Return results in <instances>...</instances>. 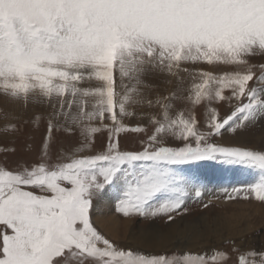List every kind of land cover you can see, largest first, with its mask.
Listing matches in <instances>:
<instances>
[{"label": "snow or ice", "instance_id": "6c2138e0", "mask_svg": "<svg viewBox=\"0 0 264 264\" xmlns=\"http://www.w3.org/2000/svg\"><path fill=\"white\" fill-rule=\"evenodd\" d=\"M258 56L264 0H0V95L25 105L39 97L51 109L41 159L0 166V264H227L215 248L153 255L120 245L92 211L111 193L116 213L147 222L155 242L157 220L176 224L204 196L194 169L206 161L252 170L250 182L219 191L264 203V148L217 142L264 120V63L250 62ZM181 100L187 114L174 111ZM223 102L232 110L220 117L213 105ZM77 130L83 141L53 161V132ZM105 132V147L92 151ZM127 133L144 134L138 147H121ZM238 260L264 264V250Z\"/></svg>", "mask_w": 264, "mask_h": 264}, {"label": "rangeland", "instance_id": "374dc122", "mask_svg": "<svg viewBox=\"0 0 264 264\" xmlns=\"http://www.w3.org/2000/svg\"><path fill=\"white\" fill-rule=\"evenodd\" d=\"M250 62L259 65L264 63V57H255ZM197 67L205 71H212L217 75L234 70L227 65L201 64ZM192 83L191 76L184 74L182 88L187 90ZM175 104L176 109L174 111L185 110L186 114L191 107L183 100L176 101ZM213 107L218 109L220 117L230 114L232 110L228 102L214 104ZM50 111L51 109L46 103L40 102L39 97H32L25 105L22 101L15 102L0 95V166L16 169L24 165H31L41 159L47 116ZM195 114L203 125L207 118V109L204 106H199L195 109ZM37 116L42 118L38 124L35 122ZM11 125L15 126L14 130L10 127ZM149 131H151V127H149ZM143 135L142 133L121 134V147L124 149L138 147L139 138ZM82 141L83 137L80 136L78 130L72 135L64 131H54L49 146V154L52 160L55 161L62 154L72 151ZM217 142L231 146L262 149L264 148V120L247 130H240L236 134L225 133L223 137L217 138ZM106 143L107 133L98 134L95 137L92 151H101ZM220 193L217 192L218 197L225 198ZM100 198L101 196H98L94 200L93 221L96 213L95 207ZM205 203H208V200L203 198L198 201L190 199L188 201V214L178 218L176 224L168 225L163 220H157L152 227L159 231L160 238L153 242V246L150 245L149 247L144 231L147 222L143 220H126L115 211L120 219L116 238L105 234L96 224L95 226L116 243L129 245L146 254L153 255H171L188 250L210 254L211 250L215 248L227 251L229 256L227 264H239L238 258L241 254L250 250H264V203L255 199L245 200L239 197L229 200L228 203L212 201L207 209L203 207ZM170 230L174 231L173 238L169 242L163 243L162 234L167 235L171 232Z\"/></svg>", "mask_w": 264, "mask_h": 264}, {"label": "bare ground", "instance_id": "6f19581e", "mask_svg": "<svg viewBox=\"0 0 264 264\" xmlns=\"http://www.w3.org/2000/svg\"><path fill=\"white\" fill-rule=\"evenodd\" d=\"M194 171L197 173V175L200 176L201 182L206 186L207 189L202 198L208 201L212 200L218 203H228L229 201L226 198L218 197L217 192H220L219 189L223 187H228L229 189L233 186L239 187L245 183L250 182L255 175L252 170L245 169L240 166L220 165L212 161L202 162L201 166L199 168L194 169ZM95 210V224L100 227V229H102L105 234L116 238L118 222L120 221V219L115 213V204L112 194L106 193L101 196L100 201L95 207ZM170 231L171 232L167 233V235L162 234L161 237H163V243H167L170 239L173 238L174 231ZM150 245L153 246L154 243L147 244L148 247Z\"/></svg>", "mask_w": 264, "mask_h": 264}]
</instances>
